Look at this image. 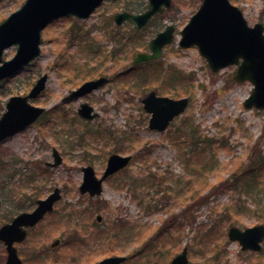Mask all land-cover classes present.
I'll use <instances>...</instances> for the list:
<instances>
[{
  "label": "rangeland",
  "instance_id": "rangeland-1",
  "mask_svg": "<svg viewBox=\"0 0 264 264\" xmlns=\"http://www.w3.org/2000/svg\"><path fill=\"white\" fill-rule=\"evenodd\" d=\"M231 1L250 25L264 24V0ZM24 2L0 0V23ZM201 3L173 0L142 30L130 22L116 25L113 15L143 12L149 0H104L87 18H56L42 31L41 54L0 81L1 117L12 95L27 94L48 74L45 89L30 100L46 108L43 115L0 143V159L7 164L2 172L7 180L16 175V192L9 197L0 192V203L9 198L1 219L7 221L23 205L33 208L55 187L61 190L54 210L17 244L25 264H95L124 254L128 258L121 264H167L185 246L190 264H264V242L256 252L242 250L228 237L232 225L264 223V109L244 105L254 84L236 81L234 65L213 71L196 46H180L179 31ZM168 24L177 34L162 57L134 66L136 52L148 50ZM16 52L13 44L3 58ZM101 75L109 77L104 86L62 101L82 82ZM152 89L190 99L165 131L149 128L141 99ZM83 101L100 115L80 117ZM199 134L211 142H200ZM193 139L205 149L191 151ZM53 148L61 162L49 166ZM113 152L132 154L131 163L104 181L100 195L81 193L82 168L91 164L100 177ZM14 158L27 183L12 168ZM56 238L60 245L51 247ZM5 259L0 242V264Z\"/></svg>",
  "mask_w": 264,
  "mask_h": 264
},
{
  "label": "water",
  "instance_id": "water-1",
  "mask_svg": "<svg viewBox=\"0 0 264 264\" xmlns=\"http://www.w3.org/2000/svg\"><path fill=\"white\" fill-rule=\"evenodd\" d=\"M103 0H26L0 24V80L29 63L40 54L41 32L55 17L75 15L88 17ZM149 8L143 13L122 11L114 18L118 24L131 20L137 27H142L157 12H163L164 6L170 7L172 0H149ZM174 27L169 25L165 31L159 32L150 42L151 53L138 52L135 62L157 58L162 54L165 44L170 43L174 36ZM181 45L184 47L198 45L201 53L207 58L214 70L230 64H239L234 77L238 81L246 79L254 83V88L245 100L246 107L264 108V25L256 23L250 26L242 10L230 0H203L199 10L192 16L182 30ZM17 44V52L13 58L3 59L5 48ZM242 58V60H241ZM48 75H42L27 95L12 96L7 103V111L0 118V141L27 126L44 111V107L33 105L29 98L38 96L45 88ZM106 77L89 80L74 90L64 100L73 99L92 91L107 82ZM144 108L151 113L149 126L152 129L165 130L171 120L182 113L188 105L189 98H172L160 96L155 90L142 98ZM94 107L86 102L79 108L80 115L94 118ZM55 162H61L58 150L54 148ZM132 155L112 154L108 166L101 178L95 174L92 166L83 168L84 181L80 185L82 193L89 191L91 195L100 194L103 181L114 172L125 167ZM61 198L60 188H55L44 199H39L38 206L32 212H22L11 222L0 227V240L6 244L8 252L6 264H23L19 257L15 242L27 236L24 226H33L44 215L51 211L57 200ZM101 219V217H98ZM231 239H239L243 248L261 249L264 239V224L248 227L244 230L233 226L229 232ZM59 239L53 242V246ZM126 256H110L96 264H120ZM169 264H189L188 248L176 255ZM258 264V263H257Z\"/></svg>",
  "mask_w": 264,
  "mask_h": 264
},
{
  "label": "trees",
  "instance_id": "trees-1",
  "mask_svg": "<svg viewBox=\"0 0 264 264\" xmlns=\"http://www.w3.org/2000/svg\"><path fill=\"white\" fill-rule=\"evenodd\" d=\"M114 54V53H113ZM199 136V138H200V142H204V143H208V142H211V139H210V137H208V136H203V135H201V134H199L198 135ZM201 136H203V137H201ZM208 137V138H207ZM207 138V139H206ZM196 139V138H195ZM195 139H193L191 142H190V145H193L194 144V149L191 147V151H195V150H198V149H205V147H203L204 145V143H200V142H197V140L195 141ZM205 145H207V144H205ZM14 160H17V158L15 159L14 158ZM7 168V164H6V161H5V159L4 158H1L0 159V177H1V179H3V181H4V183L1 181V179H0V192H6L7 191V194H8V197L10 196L9 194H13L14 192H16V190H15V182H14V180H15V176L16 175H12L11 174V176H10V183H9V180H7V175H5V174H3V170L4 169H6ZM14 168H16V167H14ZM17 173L18 174H20V175H22V173L19 171V170H17ZM28 178H29V176H28ZM19 180H21V181H23L24 183H27V180H26V177L25 176H19ZM9 186H13L12 187V189H11V187H9ZM9 187V189L7 190L6 188H8ZM3 190V191H2ZM9 191H11V192H9ZM7 197V198H8ZM6 198V199H7ZM6 199H4L3 201H1V203H0V210H2V208L4 207V203L5 202H7V200ZM8 200H9V198H8ZM21 207H24V205L23 206H21ZM10 216L11 215H9L8 217H7V219H9L10 218ZM2 217H0V224L1 223H3V222H5V220L4 219H1ZM6 219V220H7Z\"/></svg>",
  "mask_w": 264,
  "mask_h": 264
},
{
  "label": "flooded vegetation",
  "instance_id": "flooded-vegetation-1",
  "mask_svg": "<svg viewBox=\"0 0 264 264\" xmlns=\"http://www.w3.org/2000/svg\"><path fill=\"white\" fill-rule=\"evenodd\" d=\"M260 262V261H259Z\"/></svg>",
  "mask_w": 264,
  "mask_h": 264
}]
</instances>
